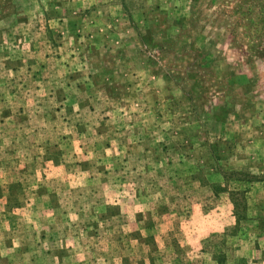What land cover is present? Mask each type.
<instances>
[{"label":"rangeland","instance_id":"1","mask_svg":"<svg viewBox=\"0 0 264 264\" xmlns=\"http://www.w3.org/2000/svg\"><path fill=\"white\" fill-rule=\"evenodd\" d=\"M0 264H264V0H0Z\"/></svg>","mask_w":264,"mask_h":264},{"label":"crops","instance_id":"2","mask_svg":"<svg viewBox=\"0 0 264 264\" xmlns=\"http://www.w3.org/2000/svg\"><path fill=\"white\" fill-rule=\"evenodd\" d=\"M21 167V166H20Z\"/></svg>","mask_w":264,"mask_h":264}]
</instances>
